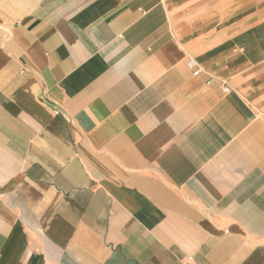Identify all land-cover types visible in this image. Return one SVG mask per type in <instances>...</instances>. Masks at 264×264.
I'll list each match as a JSON object with an SVG mask.
<instances>
[{"label":"crops","instance_id":"0c3cea01","mask_svg":"<svg viewBox=\"0 0 264 264\" xmlns=\"http://www.w3.org/2000/svg\"><path fill=\"white\" fill-rule=\"evenodd\" d=\"M262 115L264 0H0V264H264Z\"/></svg>","mask_w":264,"mask_h":264},{"label":"built area","instance_id":"2783aa9c","mask_svg":"<svg viewBox=\"0 0 264 264\" xmlns=\"http://www.w3.org/2000/svg\"><path fill=\"white\" fill-rule=\"evenodd\" d=\"M188 66H189V68H192V69H194V67H196V63H195V61L193 60V59H189L188 60ZM198 70H194V72H197ZM224 90L226 91V92H228L229 91V87L228 86H225L224 87ZM262 118L264 119V115H262Z\"/></svg>","mask_w":264,"mask_h":264}]
</instances>
